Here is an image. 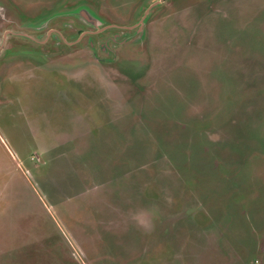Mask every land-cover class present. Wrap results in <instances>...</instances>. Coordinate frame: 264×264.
Here are the masks:
<instances>
[{
	"label": "rangeland",
	"instance_id": "obj_1",
	"mask_svg": "<svg viewBox=\"0 0 264 264\" xmlns=\"http://www.w3.org/2000/svg\"><path fill=\"white\" fill-rule=\"evenodd\" d=\"M0 264H264V0H0Z\"/></svg>",
	"mask_w": 264,
	"mask_h": 264
},
{
	"label": "crops",
	"instance_id": "obj_2",
	"mask_svg": "<svg viewBox=\"0 0 264 264\" xmlns=\"http://www.w3.org/2000/svg\"><path fill=\"white\" fill-rule=\"evenodd\" d=\"M23 167H25V164H21ZM25 170H26V174L29 175L30 174V171H29V168H26L25 167Z\"/></svg>",
	"mask_w": 264,
	"mask_h": 264
}]
</instances>
